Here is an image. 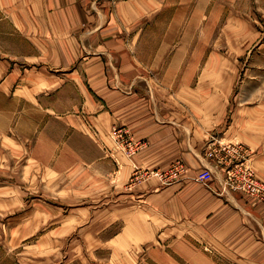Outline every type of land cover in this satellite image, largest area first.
I'll return each mask as SVG.
<instances>
[{
    "label": "crops",
    "instance_id": "0c3cea01",
    "mask_svg": "<svg viewBox=\"0 0 264 264\" xmlns=\"http://www.w3.org/2000/svg\"><path fill=\"white\" fill-rule=\"evenodd\" d=\"M201 1L0 0V47L14 52L13 62L0 60V135L54 168L68 198L93 194L94 206L77 210L85 217H68L61 229L79 230L90 215L109 219L103 231L115 230L108 241L118 261L154 238L152 226L158 240L174 239L169 245L188 264H264V203L228 188L206 153L211 131L224 142L246 141L264 179V70L242 79L236 64L193 59L221 53L199 46L208 13ZM251 84L262 92L253 107L243 105ZM197 102L220 110L199 113ZM123 124L148 145L116 164L110 133ZM178 162L189 171L171 183L132 180L137 168ZM205 167L215 175L209 184L197 180Z\"/></svg>",
    "mask_w": 264,
    "mask_h": 264
},
{
    "label": "rangeland",
    "instance_id": "374dc122",
    "mask_svg": "<svg viewBox=\"0 0 264 264\" xmlns=\"http://www.w3.org/2000/svg\"><path fill=\"white\" fill-rule=\"evenodd\" d=\"M204 1H201L200 5L202 3L203 6H208V13L207 19L204 20L205 23L203 22L205 31H198L199 46L202 50L215 48L221 53L219 55L198 54L193 56V59L196 57L203 58L204 61L212 59L216 63L236 64L239 66V75L242 79L244 76L253 75L259 68L264 70V0H210V5L207 4L209 0ZM172 14L171 9L165 13L167 16ZM197 19L203 20L199 17ZM2 42L3 40H0V46ZM28 48V44L23 40L22 51ZM0 51H5V53H0V60L14 61L12 46L0 47ZM149 56L151 57L150 54ZM239 87V85L234 86L233 96L236 97ZM247 88L246 93L251 96V100L243 105L252 107L259 105L260 102H257L254 96H259L262 92L253 88L252 84ZM220 105L221 103L197 102L192 104V108L199 113L206 110L218 112ZM237 105L236 102L230 104L226 116L227 123L230 122ZM187 106H185L186 110H191ZM116 127L129 130L132 137L139 141L127 125ZM214 133L211 131L208 134L207 144L225 143L220 139V134ZM5 138L0 135V264H188L179 260L175 247L173 249L169 245V243L173 244L174 239L167 236L165 241L158 240L159 233L152 226L151 234H155L154 238L151 237L150 241H144L129 248L128 257L123 256L127 259L120 261L114 257V250L108 241L115 230L108 228L103 231L109 225V219L101 221L99 214L90 215L91 221L83 222L79 230L62 231L64 219L85 217L78 214L77 210L84 207L92 208L94 206L93 194L87 192V198L85 197L86 199L80 202L79 198H68L67 196L71 195L69 191L64 193L61 190L60 183H63V180L53 177L56 174L54 168L46 166L43 159L35 161L33 159L35 156H32L30 151L20 149L18 144L4 142ZM110 138L114 146L109 155L116 164H120L121 157L131 158L137 154L131 156L123 151L122 147H118L111 133ZM239 142L252 150V168L260 182L264 184V179L259 177L255 167L256 151L248 146L249 143L246 144V141L245 143L242 140ZM173 169V166L167 170L154 171L137 168L133 172L132 180L143 182L151 177L158 178L154 177L153 173L158 171L170 173ZM184 169L185 172L178 175L177 179L186 176L189 169L186 165ZM172 181L164 182L171 183ZM244 196L250 202L264 203V197L257 198L245 194ZM103 201L106 202L105 206L110 205L108 200ZM120 205L131 206L133 204L124 201ZM105 217L108 216H102V218ZM97 218L98 221L95 222L94 219ZM98 235L101 236V240ZM186 237L191 242H196L190 235L187 234ZM134 241V243L141 242V238L134 237ZM200 249H203L210 258L218 260L213 252L206 251L204 248Z\"/></svg>",
    "mask_w": 264,
    "mask_h": 264
},
{
    "label": "built area",
    "instance_id": "2783aa9c",
    "mask_svg": "<svg viewBox=\"0 0 264 264\" xmlns=\"http://www.w3.org/2000/svg\"><path fill=\"white\" fill-rule=\"evenodd\" d=\"M111 135L116 140L118 147H122L123 151L131 156L148 145L147 141H136L130 131L122 127H115ZM251 152V149L240 142H211L207 144L206 148L207 157L223 171V182L228 188L240 191L245 195L262 198L264 197V184L260 182L252 168ZM184 166L183 162H178L170 173L158 171L153 173V176L162 181H174L178 175L185 172ZM214 178L212 169L208 167H205L197 175V180L203 184L211 183Z\"/></svg>",
    "mask_w": 264,
    "mask_h": 264
}]
</instances>
